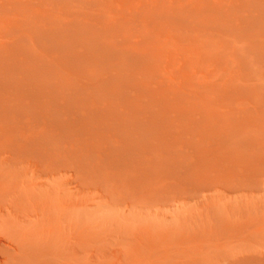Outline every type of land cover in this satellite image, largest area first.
Returning a JSON list of instances; mask_svg holds the SVG:
<instances>
[{
    "label": "rangeland",
    "instance_id": "374dc122",
    "mask_svg": "<svg viewBox=\"0 0 264 264\" xmlns=\"http://www.w3.org/2000/svg\"><path fill=\"white\" fill-rule=\"evenodd\" d=\"M20 138L36 185H70L72 264H264V0H0V140Z\"/></svg>",
    "mask_w": 264,
    "mask_h": 264
},
{
    "label": "bare ground",
    "instance_id": "6f19581e",
    "mask_svg": "<svg viewBox=\"0 0 264 264\" xmlns=\"http://www.w3.org/2000/svg\"><path fill=\"white\" fill-rule=\"evenodd\" d=\"M38 87H40V85ZM39 90H40V88H39ZM67 105H69V104H67ZM50 106L51 105H49V107ZM53 106H54V108H56L55 105H53ZM54 108H53V110H56L58 108V106L56 109H54ZM69 108H70V105H69ZM69 108H67V110ZM50 109L52 110L51 107L49 108V110ZM53 110L51 112H53ZM69 110L71 111V109H69ZM32 112H34V110ZM69 112H67V114ZM31 115H32V113H31ZM42 117L43 116L40 115L39 119ZM50 117H51V115H50ZM196 124H197V122H196ZM202 124H203V126H201V125L199 126L201 128L200 130L204 129L203 127L205 124L204 123H202ZM155 125H156L155 127H158V124H155ZM159 125L161 126V124H159ZM178 125H180V127H181L182 124H178ZM197 125H199V124H197ZM163 126H166V125H162L161 129L164 128ZM173 126L176 127L175 125H173ZM173 126H172V129L174 128ZM183 126L181 128L182 129L184 128V130L188 128V126H187V128L183 127ZM218 126H221V125L219 124ZM208 127H206L208 131L212 130V128H213L212 125H211V129H210V127L208 129ZM223 127H221V129ZM165 128H164L165 130L168 129L169 132L171 131L172 135L174 136V134H173L174 130H170L171 127L169 128L168 126H166ZM196 128H197V126H196ZM196 128H194V129H196ZM177 129H178V127H177ZM190 129H191V131L193 130V132L196 133L195 132L196 130H194L193 127ZM198 129L199 128H197V133L202 132V131H199ZM158 130H159V128L156 131L157 134H155V130L154 131L152 130L155 134L154 135L155 138H158L157 135L160 133V132H158ZM184 130H182V131L184 132ZM217 130H220V129H217ZM163 131H161V133H163ZM168 131H166V132L168 133ZM191 131L188 129L187 130L188 133H187L185 130V132L188 135ZM171 132L169 135H171ZM204 132H206V131H204ZM221 132L222 133H220V134L224 133L223 130H221ZM141 133H143V132H141ZM141 133H140V137H135L136 134L133 131L131 132L130 135L127 134V132L125 135L123 132L124 136L121 134L118 137L119 139L117 142L119 145L122 143L129 144L132 147L133 151L135 148L137 150L138 149L137 147H139V148L143 147L144 148V146H145V148H147L148 145H150V144H152V148H154L156 146V144L155 143H154L155 145L153 144V139H152L153 137L151 136L153 133H151V131L149 132L148 135H146L144 133L141 134ZM146 133H147V131H146ZM167 133H166V136L162 135V134H159V135H161V137L162 136H164V137L168 136L169 137V135H167ZM208 133H210V132H208ZM202 134L199 133V135L202 137H203V135H204V137L207 136V135H205L206 133L203 135ZM197 135L196 134L192 135V133H191V136H193V137H195V136L198 137L199 135L198 136ZM217 135H218V133H217ZM175 136H177V135H175ZM179 136H177V137H179ZM115 137H117V136H115ZM183 137L181 138V136H180L179 139L181 138V140H182ZM196 137L193 139V142L196 139ZM171 138L172 139H178L176 137L173 138L172 136H171ZM206 138H208V136ZM210 138H212V137H209V140H211ZM179 139L175 140V141L179 142ZM162 140L165 141V139H162ZM183 140L187 144L186 145L183 141H181L185 144V146H184V149H185L184 152H185L186 151L185 147H190L189 143H187L186 141H189L190 139H186V140L183 139ZM203 140H205V138H203ZM167 141L170 142V140H167ZM178 142H175V143L171 142V144L170 143L169 144L172 147H177V149H178L177 145L176 146L172 145V144L175 145L176 143L178 144ZM191 142L192 141H190V143ZM200 143L203 144V142L200 141L199 145H198V143H197V145L203 146ZM161 144L163 145V143H161ZM165 144H167L169 146L168 143H165ZM194 144L196 145V142H194ZM179 145H180V143H179ZM190 145L192 146L193 143H191ZM195 145L193 147H196ZM171 146H170V148H172ZM204 146H205V143H204ZM206 147H207V144H206ZM122 148L123 147H120V149H122ZM162 148L160 147V149H157V150H161ZM197 148H199V147H197ZM197 148H195V149L197 150ZM208 148H207V151H208ZM149 149H151V148L149 147ZM188 149H190V148H188ZM193 149L194 148H192V150ZM116 150H117V152L121 151L118 149H116ZM140 150H141L140 153H142L143 149H140ZM165 150H168V148ZM171 150L174 151V148H172ZM41 151L39 148V143L38 144L34 143L33 140L29 139V138H25V139L20 138L18 140L13 139L10 141H8V140H2L1 141L0 140V155H1L0 164H1V166L3 165V167H2L3 171L6 170V173H7V169H9L7 167H10L12 170H15V169L17 171L19 170L21 176H23L24 171L27 169H30V171L32 172L31 181H32V184H34V185H0V264H72V262H71V248H72V238H73V230H74V212H73L74 208L72 206V198H71L72 197V190L70 188V185H36L37 184L36 179H37V175H38L37 171L41 167L40 166L41 156H43L41 154ZM122 151H125V150H122ZM122 151L120 152V155L125 156L126 152L122 153ZM127 151H128V153H130L129 149H127ZM133 151H131V153H134ZM138 151H139V149H138ZM105 152H108V149ZM111 152H112V150H111ZM179 152H180L179 150H176V152L174 151V153L180 154ZM168 153H170V152L168 151L166 154L168 155ZM181 153H183V152H181ZM186 153H187V151H186ZM135 154H136V152L134 153V155ZM188 154H190V157L192 156V154L190 152ZM131 155L126 154V156H128V157H131ZM115 156H116V154H115ZM186 156L187 157L185 159L189 158V160H190V157H188L189 155H186ZM181 157H183L182 154H181ZM121 158H122V156H121ZM180 164H182V163H180ZM184 165L186 166V164H184ZM191 165H193V164L191 163ZM182 167L183 166L181 165V168ZM2 174L3 173H1V170H0V176H2ZM24 174H26V173H24Z\"/></svg>",
    "mask_w": 264,
    "mask_h": 264
}]
</instances>
